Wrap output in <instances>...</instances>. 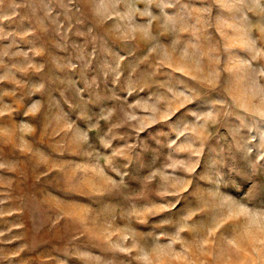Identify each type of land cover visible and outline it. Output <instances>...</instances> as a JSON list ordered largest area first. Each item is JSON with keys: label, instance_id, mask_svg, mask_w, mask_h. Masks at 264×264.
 Returning a JSON list of instances; mask_svg holds the SVG:
<instances>
[{"label": "rangeland", "instance_id": "1", "mask_svg": "<svg viewBox=\"0 0 264 264\" xmlns=\"http://www.w3.org/2000/svg\"><path fill=\"white\" fill-rule=\"evenodd\" d=\"M0 264H264V0H0Z\"/></svg>", "mask_w": 264, "mask_h": 264}]
</instances>
